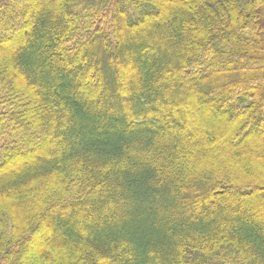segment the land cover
<instances>
[{
	"label": "trees",
	"instance_id": "16d2710c",
	"mask_svg": "<svg viewBox=\"0 0 264 264\" xmlns=\"http://www.w3.org/2000/svg\"><path fill=\"white\" fill-rule=\"evenodd\" d=\"M0 264H264V0H0Z\"/></svg>",
	"mask_w": 264,
	"mask_h": 264
}]
</instances>
